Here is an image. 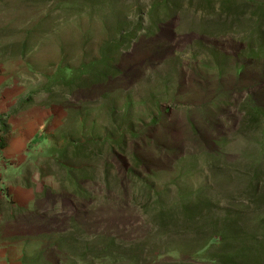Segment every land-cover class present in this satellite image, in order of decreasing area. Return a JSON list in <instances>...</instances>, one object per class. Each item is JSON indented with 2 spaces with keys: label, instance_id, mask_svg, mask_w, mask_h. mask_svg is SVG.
Here are the masks:
<instances>
[{
  "label": "rangeland",
  "instance_id": "obj_1",
  "mask_svg": "<svg viewBox=\"0 0 264 264\" xmlns=\"http://www.w3.org/2000/svg\"><path fill=\"white\" fill-rule=\"evenodd\" d=\"M236 2L237 16L219 0H184L157 20L145 15L154 0H0V92L13 103L8 112L32 96L9 119L24 112L23 129L40 139L8 161L22 184L44 191L32 216L19 214L26 264H222L224 255L264 264V0ZM140 22L149 32L113 54L118 78L64 86V74L100 59ZM81 112L100 133L134 127L140 193L123 179L131 158L116 152L92 165L93 201L46 175L66 134L82 127ZM106 160L114 166L109 191ZM200 201L209 202L194 210ZM229 226L221 245L205 247Z\"/></svg>",
  "mask_w": 264,
  "mask_h": 264
},
{
  "label": "trees",
  "instance_id": "obj_2",
  "mask_svg": "<svg viewBox=\"0 0 264 264\" xmlns=\"http://www.w3.org/2000/svg\"><path fill=\"white\" fill-rule=\"evenodd\" d=\"M219 1L221 3V10L224 13L237 16L240 7L238 6L236 0ZM183 2L184 0H154L155 4L152 6L150 12L145 15L150 19L155 16L157 20L160 19L161 15H163V17L171 16L183 8ZM142 32H149V30L146 31L144 29L143 22L138 23L134 26V28H131L127 31H121L117 40L111 41L110 43L106 44V46H104L100 59L92 62L86 67H82L71 72L69 75L64 74L62 77V83H64V86L72 92L75 88H84L90 84L98 85L112 78H118L121 75V71L114 63L115 61L113 54L118 53L121 49L126 48L133 41L137 40L138 36ZM31 103L32 96L29 95L25 99L21 100L19 108H16L7 114L0 116V149L6 147L5 140L10 134L7 120L13 115L22 111L24 107ZM69 113L70 115L72 114V112ZM255 113L257 118L263 116V113H261V110L259 109L255 110ZM109 115L112 117V119L118 117L116 108L111 109L109 111ZM77 117L79 118V123L82 127L72 130L70 134H66L62 144L61 155L59 154L56 160H49L46 164V167H48L49 170L46 175L57 178L61 184L62 191L67 193V195L76 197L82 201H93V199L96 200L97 198L95 197L94 191L88 188L90 185H94L96 182L95 170H93L92 165L96 164L99 160H104L106 155L109 153H118L131 158L134 166L125 172L123 179H128L130 181L131 187L129 191L131 193H134V195L140 193V187H144L145 184L141 179V173L138 174L136 169H139L142 166V162L137 157H135L134 154L129 152V143L136 137V131H134V127L130 125L126 126L125 128H121V131L118 128L116 133H110L108 131L110 128L105 126V132L100 133L97 131V127L94 125L96 124L95 121L92 122L94 123L92 126L88 128L86 127V119L89 116L84 115L83 112H81ZM71 118L72 117L68 114L65 121L66 124L68 121H71ZM158 122V119H155L152 121V125H157ZM65 128L66 125L63 127V129ZM35 139L40 140L38 137ZM55 165L58 167V169L60 168L62 170V176L59 171L56 172L51 170ZM113 169V164L109 162V160H106L103 164V179L101 184L106 188L107 191H109V188L111 187L110 175ZM116 177L119 179L121 176L118 175ZM150 188H152V186H150ZM45 189L48 188L46 187ZM39 192V190L36 192V201L37 198L41 197V193H44V191L41 193ZM141 192L143 195L145 194L144 189H142ZM150 198L151 195H149L148 200H150ZM208 202L209 201H206L205 204L204 202L201 203V201L200 203L198 202L199 206L196 205V209L194 210H197V208H200L203 205H207ZM162 213H164V210L160 211V215H162ZM19 214H23L25 216L33 215L32 212L26 210H12V217ZM161 220H165L164 217ZM230 228L231 226H229V228L226 230H223V232H216L211 237H209L207 240L208 244L205 247L208 248V246L221 245L225 240V237L228 235ZM88 251L89 250L86 249L84 253H87ZM25 254L26 253H24L23 257L24 262L27 260ZM83 257V255L78 256V258L84 260L85 258ZM221 259L222 264H238L234 262V255H224ZM74 264H78V262L76 261Z\"/></svg>",
  "mask_w": 264,
  "mask_h": 264
},
{
  "label": "crops",
  "instance_id": "obj_3",
  "mask_svg": "<svg viewBox=\"0 0 264 264\" xmlns=\"http://www.w3.org/2000/svg\"><path fill=\"white\" fill-rule=\"evenodd\" d=\"M5 92H0V116L7 114L13 103ZM24 112L18 118L9 119L11 130L6 137V147L0 149V179L4 183L6 196L0 195V264H26L23 261L24 244L21 237L26 233L17 226L20 221L19 215L12 217L13 209H23L29 212L34 210L36 205V192L33 187L22 184V177L18 170L8 164L9 160L20 159L26 155L25 148L30 141L37 137L38 131L24 130ZM26 153V154H25ZM14 169V170H13Z\"/></svg>",
  "mask_w": 264,
  "mask_h": 264
},
{
  "label": "built area",
  "instance_id": "obj_4",
  "mask_svg": "<svg viewBox=\"0 0 264 264\" xmlns=\"http://www.w3.org/2000/svg\"><path fill=\"white\" fill-rule=\"evenodd\" d=\"M2 185H4V183L0 179V195L6 196V189H5V187H2Z\"/></svg>",
  "mask_w": 264,
  "mask_h": 264
}]
</instances>
